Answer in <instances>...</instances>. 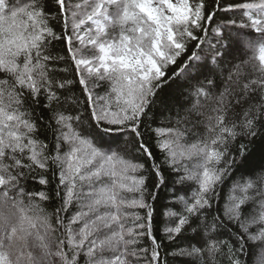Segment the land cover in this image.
Here are the masks:
<instances>
[{
    "label": "snow or ice",
    "instance_id": "snow-or-ice-1",
    "mask_svg": "<svg viewBox=\"0 0 264 264\" xmlns=\"http://www.w3.org/2000/svg\"><path fill=\"white\" fill-rule=\"evenodd\" d=\"M0 264H264V0H0Z\"/></svg>",
    "mask_w": 264,
    "mask_h": 264
}]
</instances>
